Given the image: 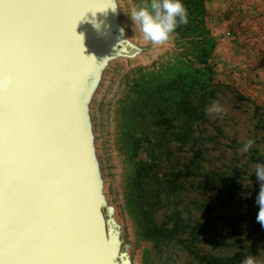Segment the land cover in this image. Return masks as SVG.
<instances>
[{"label": "water", "instance_id": "1", "mask_svg": "<svg viewBox=\"0 0 264 264\" xmlns=\"http://www.w3.org/2000/svg\"><path fill=\"white\" fill-rule=\"evenodd\" d=\"M137 32L125 0H0V264H143L103 135L127 171L121 118L141 78L115 77L159 51Z\"/></svg>", "mask_w": 264, "mask_h": 264}, {"label": "rangeland", "instance_id": "2", "mask_svg": "<svg viewBox=\"0 0 264 264\" xmlns=\"http://www.w3.org/2000/svg\"><path fill=\"white\" fill-rule=\"evenodd\" d=\"M139 2L125 0L129 19ZM183 3L189 23L162 45L135 25L159 51L117 70L113 90L141 79L121 118L128 172L103 130L114 202L123 219L128 200L143 264H243L249 255L264 264L254 175L264 164V0ZM198 103L205 119L188 124ZM214 103L223 112L209 113Z\"/></svg>", "mask_w": 264, "mask_h": 264}, {"label": "clouds", "instance_id": "3", "mask_svg": "<svg viewBox=\"0 0 264 264\" xmlns=\"http://www.w3.org/2000/svg\"><path fill=\"white\" fill-rule=\"evenodd\" d=\"M109 8L114 11L118 9ZM130 19L134 25L139 26L145 41L154 45H162L171 39L181 25L189 23V13L183 0H147L143 6L132 10ZM2 83H10V78L5 77ZM208 111L209 113H221L223 108L218 103H214ZM254 143V140L249 139L240 149L241 153L249 152ZM254 175L260 182V191L256 198L260 209L257 219L264 224V164L256 165ZM243 264H258V257L249 255Z\"/></svg>", "mask_w": 264, "mask_h": 264}, {"label": "trees", "instance_id": "4", "mask_svg": "<svg viewBox=\"0 0 264 264\" xmlns=\"http://www.w3.org/2000/svg\"><path fill=\"white\" fill-rule=\"evenodd\" d=\"M201 100V96L199 97ZM203 104V103H202ZM188 109L186 110V112L188 113V124L190 122H195V121H203L205 119V110L203 108V105H201V103L198 104H193V105H189V107H187ZM140 227L141 230H143L144 232V238H147V232L145 227L143 226V223H140Z\"/></svg>", "mask_w": 264, "mask_h": 264}, {"label": "snow or ice", "instance_id": "5", "mask_svg": "<svg viewBox=\"0 0 264 264\" xmlns=\"http://www.w3.org/2000/svg\"><path fill=\"white\" fill-rule=\"evenodd\" d=\"M77 15H79V14L77 13ZM5 77L6 76L2 72H0V91H5L8 88V84L2 83L4 81Z\"/></svg>", "mask_w": 264, "mask_h": 264}, {"label": "bare ground", "instance_id": "6", "mask_svg": "<svg viewBox=\"0 0 264 264\" xmlns=\"http://www.w3.org/2000/svg\"><path fill=\"white\" fill-rule=\"evenodd\" d=\"M110 228L113 230V232L115 233V227L113 226V224H111Z\"/></svg>", "mask_w": 264, "mask_h": 264}]
</instances>
